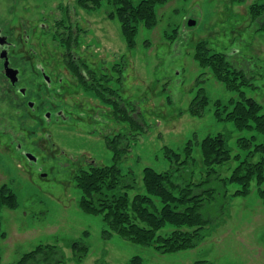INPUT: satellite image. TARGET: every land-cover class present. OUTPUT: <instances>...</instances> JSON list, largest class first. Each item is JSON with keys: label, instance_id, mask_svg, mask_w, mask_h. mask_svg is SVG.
Wrapping results in <instances>:
<instances>
[{"label": "rangeland", "instance_id": "374dc122", "mask_svg": "<svg viewBox=\"0 0 264 264\" xmlns=\"http://www.w3.org/2000/svg\"><path fill=\"white\" fill-rule=\"evenodd\" d=\"M253 5H264V0H172L156 6L157 25H140L136 45L128 49L108 8L88 11L77 0H37V64L61 90L42 88L37 93V126H29L28 118L18 120L26 126H0V187L8 186L18 201L16 209L0 212V264H17L39 245L55 246L64 264H132L134 257L140 264H264V182L257 186L253 180L248 195L232 198L227 195L239 186L223 188L213 181L220 194L201 211L210 222L205 238L193 249L161 254L108 235L101 216L81 210L82 194L74 181L79 169L110 166L116 159L122 174L132 172L141 187L145 167L158 172L170 167L165 147L179 153L189 141L194 143L195 178H200L199 144L206 137L221 134L227 148L241 158L247 152L239 149V137L255 135L256 143L261 142L263 136L256 131L240 133L215 118L217 101L222 112L229 99L239 95L194 58L200 41L224 54L249 80L240 91L258 102L264 114V32L258 31L264 15L253 19ZM190 21L195 24L188 26ZM46 22L48 27L41 30L39 23ZM87 71L94 72L92 78ZM81 73L89 81L112 73L110 90L94 91L83 84ZM199 89L208 100L201 115L192 112ZM55 109L63 116L56 120L52 114L50 121L44 120V113ZM16 130L25 144L41 132L42 150L34 151L37 164L9 149ZM237 163L215 170L223 178ZM173 228L167 224L159 234L168 235ZM73 242L86 249L83 256L74 254Z\"/></svg>", "mask_w": 264, "mask_h": 264}, {"label": "trees", "instance_id": "16d2710c", "mask_svg": "<svg viewBox=\"0 0 264 264\" xmlns=\"http://www.w3.org/2000/svg\"><path fill=\"white\" fill-rule=\"evenodd\" d=\"M170 1L172 0H140L134 4L132 0H77V3L80 8L88 11L108 8V17L118 21L126 46L133 49L139 26L154 28L157 25L156 6ZM250 11L255 17L253 19H259L264 15V5H253ZM258 31L264 32V21L258 26ZM194 58L201 67L209 68L217 81L239 95V99H229L222 112L221 102L217 101L215 118L231 123L240 133L256 131L263 136L261 142L256 143L255 135L239 137V149L247 152L241 158L239 153L232 154L221 134L206 137L199 144L203 163L200 178H195L196 160L192 141L179 153L165 147L164 156L169 160L170 167L162 172L145 167L141 187L132 172L122 174L116 159L110 166L90 164L87 169H79L74 177L82 194L81 210L92 216H101L108 235L114 233L128 242L153 247L161 254L193 249L205 238V230L210 227V222L201 211L220 194L213 181L223 188L228 184L239 186L230 195L225 193V196L232 198L248 195L253 180L257 186L264 182V114L258 102L240 91L241 87L250 85L249 80L224 54L213 52L205 42L196 44ZM111 71L116 73L114 69ZM87 72L88 79L92 78L94 72ZM111 74H103L102 78L89 81L81 73L80 79L84 80L83 84L87 82L90 88L94 87V91L104 94L110 90L108 83ZM105 96L110 101L115 99L111 98L113 95ZM195 97L192 112L201 115L208 100L203 89H199ZM94 120L101 122L100 116ZM230 161L238 163L228 176L220 178L215 167ZM260 196L264 201L263 190L260 191ZM17 206L16 194L8 186H1L0 212L3 208L13 210ZM167 224L174 227L171 232L168 235L159 234ZM0 237H4L1 228ZM71 248L79 256H83L86 251L77 242H73ZM17 264H64V257L55 246L39 245L24 254ZM132 264H140L139 258L134 257Z\"/></svg>", "mask_w": 264, "mask_h": 264}, {"label": "flooded vegetation", "instance_id": "af4514ba", "mask_svg": "<svg viewBox=\"0 0 264 264\" xmlns=\"http://www.w3.org/2000/svg\"><path fill=\"white\" fill-rule=\"evenodd\" d=\"M47 27V22L39 23L41 30ZM67 44L72 48L70 42ZM38 45L40 47V43ZM37 61V0H33L32 4L31 0H0V126H26L18 124V120L26 118L32 121L29 126H37L40 113L37 93L40 95L42 88H54L60 92L51 73L48 75L43 68H39ZM52 114L56 120L63 116L60 109H55L45 112L44 120L50 121ZM4 132L8 133L7 130ZM38 135H34L35 141L25 144L18 140L21 135L16 130L8 141V147L29 164H37V152L34 154V151L42 150L41 132ZM44 136L50 141L48 135Z\"/></svg>", "mask_w": 264, "mask_h": 264}, {"label": "water", "instance_id": "95a60500", "mask_svg": "<svg viewBox=\"0 0 264 264\" xmlns=\"http://www.w3.org/2000/svg\"><path fill=\"white\" fill-rule=\"evenodd\" d=\"M194 24H195V23L192 22V21L188 22V26H193Z\"/></svg>", "mask_w": 264, "mask_h": 264}]
</instances>
